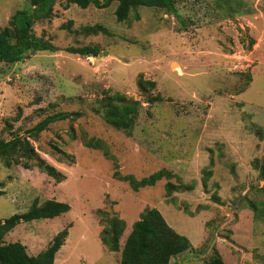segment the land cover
<instances>
[{"label":"rangeland","instance_id":"obj_1","mask_svg":"<svg viewBox=\"0 0 264 264\" xmlns=\"http://www.w3.org/2000/svg\"><path fill=\"white\" fill-rule=\"evenodd\" d=\"M25 5L0 0V28ZM174 5L175 13L138 7L120 22L116 2L105 8L58 2L51 19L36 21L35 31L59 49L0 62L3 138L57 111L82 113L51 123L33 141L39 156L63 174L60 182L36 167H6L0 159V220L26 211L35 199L70 206L52 218L20 222L5 241L18 240L36 255L67 227L53 264H118L120 253L100 239L104 216L123 223L122 245L143 210L155 207L190 242L171 258L176 264H205L214 253L226 264H264V180L253 166L264 153V0ZM93 25L105 31L83 30ZM86 44L97 45L99 54L64 50ZM139 75L156 82L148 93L159 92L162 101L146 102ZM107 92L143 100L129 132L93 110L101 109ZM82 136L100 139L102 148L85 146ZM53 143L73 158L58 160ZM161 169L173 175L137 189L123 179ZM167 182L175 185L170 192Z\"/></svg>","mask_w":264,"mask_h":264},{"label":"trees","instance_id":"obj_2","mask_svg":"<svg viewBox=\"0 0 264 264\" xmlns=\"http://www.w3.org/2000/svg\"><path fill=\"white\" fill-rule=\"evenodd\" d=\"M63 3L64 7L74 4L80 8L93 5L97 8H105L110 3L116 2L114 15L117 21H125L132 10L138 7H154L166 12L175 13L174 0H26V5L16 10L8 19L7 24L0 28V62L17 63L22 61L29 53L36 51H56L59 48L51 42L44 34L35 31L36 21L51 19L53 17L54 5ZM138 17V15H135ZM85 32L97 33L104 30L99 25L85 26ZM65 51L83 56L96 57L100 48L97 45L86 44L83 46H67ZM139 92L146 97V102L162 101L160 93L150 95L149 90L156 87V82L144 79L141 75L137 78ZM141 97L136 99L121 92H107L99 100L100 108L94 107L97 114H101L104 120L114 127L130 131L142 108ZM102 110V111H101ZM82 113L79 111H57L48 114L24 133H16L9 139L0 134V159L6 167L20 165L25 169L38 168L45 174L60 182L64 176L53 165L39 156L33 141H37L42 131L48 129L53 122L78 118ZM70 137L75 139L74 128L70 126ZM260 133V131H259ZM82 143L88 147L102 148L101 140L94 137H81ZM52 152L58 160L73 158L62 147L53 143ZM253 166L257 170L261 180H264V153L261 158L253 160ZM208 171L207 174H209ZM173 173L161 169L148 177L136 180L132 175L123 176L129 184L137 189L140 186L153 183L156 179ZM170 192L175 185L166 183ZM264 188V185L261 186ZM2 191L0 190V193ZM70 208L66 202L55 199H45L39 203L36 199L24 212L14 213L4 220H0V264H53L56 252L62 246L67 234V227L58 231L49 245L36 255L29 254L27 247L20 241H5V235L22 221L37 220L40 218H52L63 214ZM105 225L100 232V239L109 251L119 252L118 264H176L171 258L190 248L188 238L172 228L160 211L155 207L145 208L140 217L133 222L130 231L126 234L123 244L124 225L115 216H104ZM205 264H226L224 259L217 253L210 255Z\"/></svg>","mask_w":264,"mask_h":264},{"label":"crops","instance_id":"obj_3","mask_svg":"<svg viewBox=\"0 0 264 264\" xmlns=\"http://www.w3.org/2000/svg\"><path fill=\"white\" fill-rule=\"evenodd\" d=\"M170 225V224H169ZM172 227V226H171ZM175 262V261H174ZM175 263H177V262H175Z\"/></svg>","mask_w":264,"mask_h":264},{"label":"bare ground","instance_id":"obj_4","mask_svg":"<svg viewBox=\"0 0 264 264\" xmlns=\"http://www.w3.org/2000/svg\"><path fill=\"white\" fill-rule=\"evenodd\" d=\"M175 64H173V66H174Z\"/></svg>","mask_w":264,"mask_h":264}]
</instances>
